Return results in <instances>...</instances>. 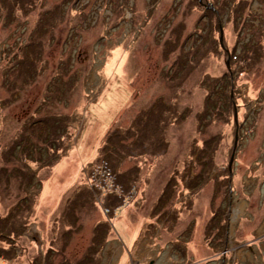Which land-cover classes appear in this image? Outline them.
I'll list each match as a JSON object with an SVG mask.
<instances>
[{
	"label": "rangeland",
	"instance_id": "374dc122",
	"mask_svg": "<svg viewBox=\"0 0 264 264\" xmlns=\"http://www.w3.org/2000/svg\"><path fill=\"white\" fill-rule=\"evenodd\" d=\"M0 167V264H264V0H0Z\"/></svg>",
	"mask_w": 264,
	"mask_h": 264
},
{
	"label": "trees",
	"instance_id": "16d2710c",
	"mask_svg": "<svg viewBox=\"0 0 264 264\" xmlns=\"http://www.w3.org/2000/svg\"><path fill=\"white\" fill-rule=\"evenodd\" d=\"M217 15L220 16L219 12H218ZM57 23L58 22H56V23H54L52 25L54 26ZM26 47H32V48L35 49L36 46L33 43V41H29L27 43ZM234 55H235V53H234ZM27 60L30 61L29 63L32 62V60H30L29 58ZM22 63L25 64L24 61H22ZM11 73H12V71H11ZM229 73L231 74V69H230V72ZM229 73L227 72V73L223 74V77L221 79L223 81V84H224L223 85V90H226V91L229 90V88H230V80H229L230 78L228 76ZM29 75H30V73H29ZM16 76L19 77V78H22L23 73L18 72ZM25 78H27V77H25ZM214 81L211 80L208 83L209 84V87L211 88V90L214 89L215 86H216V80H214ZM211 109H212V106H211L210 98H209V95H208L207 98H206V106L204 107V110L199 115V117L201 119V122H203L202 121L203 119H206V118L208 119V118H211L212 117L214 111H210ZM45 120H46V123L45 124L47 126H49V125H51L53 127L55 126L54 127L55 128V133L53 134V132H52V134H49L50 136H52V138L51 139H48V142H47L48 143L47 144L48 148H47V150L53 152V154H56L55 157L56 156L58 157V155H59L58 152L61 151V150H63V148L61 146V143L63 142L64 137H65L66 130H63V124H65V123H59L60 120H58L59 122L57 120L54 121L55 119L53 120L52 123H49V121L51 119L46 118ZM42 123H44V122H42ZM36 124H38V123H32V122H30L27 125V129L30 131L31 135H33V133H32L33 132L32 131L33 130V126H36ZM25 130H26V128H25ZM134 132H135V129H134V127L131 126V127L127 128V129H124V131L114 130L109 135H107L106 140L104 142V145L102 146V148L100 150V154L102 155L101 156V159H108L112 154H114V153H116L118 151V148H119L120 145H122V144L127 145L126 144V142H128L127 139H133V138L136 139V137L133 136L134 135ZM31 135L24 133V136L23 137L21 136L22 138L20 136L17 137V135H16V137L13 139L14 142H15V147L14 148H17V149L19 147L22 148V146L24 145V142L26 141V139L27 138H30ZM18 138H20V139H18ZM130 143L132 144L133 141L130 142ZM111 146L113 147V149H111ZM0 169H4V168L0 167ZM115 189H118V188H115ZM164 193H166V188L163 189L162 196L164 195ZM113 194L118 195L117 193H113ZM28 200H30V198L28 196H26V198L23 199V202L21 201L20 203L27 202ZM118 201H119V198H118V200L115 199V203L119 204L120 202H118ZM70 206H71V203L68 204L67 208H69ZM19 208L20 207H19V204H18V208L17 209H11L12 211L10 212V214L8 215V217H6V218L3 217V218H1V220L3 221V220L6 219L7 221H10L12 223V224H10V226H15L16 221L18 219L17 217L15 218V213L19 210ZM220 209H221V214H220V216H218L217 213L219 212ZM12 213L14 215L11 218V214ZM223 215H224V211H223V208L222 207H220L217 210V212H214V214L212 215V217L206 223V233H209V231L212 230L213 228H214L213 230H215L214 225H216L217 229H222L226 225V222L225 221H224V224L222 223V221H223ZM13 218H15V219L13 220ZM216 221H218L217 224H215ZM4 233L6 234V232L0 231V234H4ZM3 252H7V251L3 250Z\"/></svg>",
	"mask_w": 264,
	"mask_h": 264
},
{
	"label": "water",
	"instance_id": "95a60500",
	"mask_svg": "<svg viewBox=\"0 0 264 264\" xmlns=\"http://www.w3.org/2000/svg\"><path fill=\"white\" fill-rule=\"evenodd\" d=\"M221 34H222V32H221ZM228 66H229V61L227 62V67ZM234 120H235V124H236L237 130H236V136H235V142H234L233 151H232V154H231V157H230V161H229V170L230 171L232 169V163H233L234 158H235L237 142H238V126H237V113H236V111H235V115H234Z\"/></svg>",
	"mask_w": 264,
	"mask_h": 264
},
{
	"label": "bare ground",
	"instance_id": "6f19581e",
	"mask_svg": "<svg viewBox=\"0 0 264 264\" xmlns=\"http://www.w3.org/2000/svg\"><path fill=\"white\" fill-rule=\"evenodd\" d=\"M111 67H113V62H112L111 64H109V67H108V69L110 70V69H111Z\"/></svg>",
	"mask_w": 264,
	"mask_h": 264
}]
</instances>
